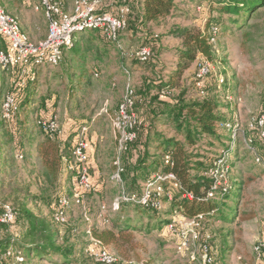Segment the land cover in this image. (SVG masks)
<instances>
[{
    "label": "rangeland",
    "instance_id": "rangeland-1",
    "mask_svg": "<svg viewBox=\"0 0 264 264\" xmlns=\"http://www.w3.org/2000/svg\"><path fill=\"white\" fill-rule=\"evenodd\" d=\"M65 1L72 4L75 0ZM27 2L28 5L21 0H0V6L7 14L16 18L19 25L22 18L31 23L32 13H35L40 18L36 20V26L42 28L45 25L43 19L32 11L38 0ZM122 3L128 4L132 9L129 19L131 28L120 36L122 50L107 45L103 47L106 50L103 57L89 63V68L98 70V76L92 77V85L84 91L70 92L66 85L67 73L64 71L69 70V59L65 55L62 66L39 71L35 81L36 91L33 93L32 108L35 110H22L18 117L6 124L10 131L16 129V133L18 128L21 129L18 137L23 139L26 135H32L35 139L42 133L35 121L54 116L59 127L56 136L67 155L75 145L80 130L85 127V139L89 145H95L97 152L99 174L98 177L95 176L94 192L86 195L84 205L70 204L66 210L65 223L53 224L51 216L57 197L64 194L70 198L72 195L70 175L64 171L63 166L51 195H41V168L35 157L34 144L24 143L23 150L27 159H20L11 178L4 181L0 199L14 208L19 203H25L35 215L48 220L58 231L60 243L62 238L67 239L65 245H70L75 251L74 264H98L84 252L91 244L92 236L86 233L88 229H91V233L93 230H113L118 233L127 229L124 235L128 237V241H120L117 250L111 246L106 247L117 264H200L197 252L199 243H191L187 250L177 252L180 242L184 238L189 239L186 229H190V226L185 227V224H189L190 219L179 214L168 217L167 205L162 204L159 209L162 212L158 211L159 213L142 210L134 204H122L118 209L120 213L111 211L112 203L122 191L131 194L129 196L140 195L138 184L133 190H128L125 184L130 182L135 162L130 153L121 155L125 191L119 189L112 180L116 144L111 119L127 83L135 90L137 113L148 127L136 131L137 146H140L138 143L143 141L142 137L148 129L167 137L175 136L172 127L155 122L152 118V113L163 108L160 106L161 102L177 105L179 100L187 104L212 100L217 103L218 113L223 121L233 125L232 132L229 134L219 129V141L208 144L203 140L188 150L192 155L202 157L198 161L209 163L204 176L213 180L216 198L221 200L225 199L223 195L235 196L231 193L237 192L238 182L242 183L243 189L236 206L237 214L232 222L223 224L205 220L201 222L198 231L202 237H209L211 255L216 264H260L254 260L251 249L264 238V170L254 162L244 140L251 139L259 154L264 155V147L257 132L248 128L252 117L264 113V5L244 19L245 14L237 18L219 13L214 9L217 0H173L174 8L169 16L142 24L139 18L140 0H113L105 10L114 14ZM212 24L219 25L221 32L216 35L212 46L211 73L200 81L199 87L195 74L204 58L198 56L183 73L178 85L167 90V95L158 96L159 90L156 87L159 81L165 84L167 75L173 72L175 51L181 45L180 40L171 33L172 30L177 27H194L208 33ZM142 46L151 50L149 64L139 63L130 57V51ZM17 73L15 69L0 71V103L15 86H21L26 80L30 81ZM54 74L58 77H54ZM60 74L64 79L62 82L59 80ZM15 95L17 96L16 93ZM154 97L158 100L153 101ZM38 103L40 105L37 109ZM157 116L159 115H155ZM23 134L25 136L22 137ZM153 146L154 144L145 146L146 152L158 155L159 152ZM225 147L227 148L224 149ZM219 160L222 161L221 164L217 163ZM234 184L236 187L232 188ZM229 205L234 206L233 200ZM85 215L90 217V224L83 220ZM100 215H103V220L99 219ZM170 223L175 226L179 236L167 229ZM23 228V223L18 221L9 225L7 232L17 237L23 232ZM32 264H59V261L53 258L52 262L34 261Z\"/></svg>",
    "mask_w": 264,
    "mask_h": 264
},
{
    "label": "trees",
    "instance_id": "trees-1",
    "mask_svg": "<svg viewBox=\"0 0 264 264\" xmlns=\"http://www.w3.org/2000/svg\"><path fill=\"white\" fill-rule=\"evenodd\" d=\"M112 2L113 0H111L109 4ZM122 5L128 6L130 10L127 16V30L131 28L129 19L132 9L126 3H122ZM263 5L264 0H217L214 9L229 17L239 18L241 14H245L244 19H247L251 13ZM139 7L140 21L142 24H147L169 16L174 5L173 0H140ZM210 27L216 29V35L220 34L221 28L219 25L212 24L209 28ZM84 33L88 34L85 36L82 35L83 32L80 33L73 42V45L66 50L69 62H74L77 65L76 67L69 68L66 72V85L69 86L71 93L77 90L84 91L92 85L93 71L97 74L98 70L89 68V63L103 57L104 53H106L103 47L110 44L105 41L98 32L88 31ZM171 33L180 40L181 45L175 51L176 59L173 72L167 75L168 80L165 84L159 81L156 87V90H159L157 92L158 96H160L162 90H171L175 88L183 73L191 67L198 56L209 61L212 60L213 43L211 40L213 39L215 41L216 35L213 37L209 32L204 33L194 27H177L172 30ZM62 62L61 60L60 63ZM150 62L151 61L148 60L146 63L149 64ZM39 71L40 70L35 71L32 74V80H26L21 86H15L12 89L11 93H16L19 100L18 112L15 118L19 116L22 110H35L32 108L34 102L33 93L36 91L35 81ZM54 77L58 76L54 74ZM59 80L60 82H62V80L64 81L61 74L59 75ZM134 95L135 111L138 112L135 90ZM152 100L157 101L158 98L154 97ZM39 105L40 103H38L37 109ZM160 106L163 108L157 113H152V118L155 122L157 121L163 125L172 127L175 136L167 137L160 133L150 132L148 129L142 137L143 141L140 142L141 140L139 139L140 141L138 144L140 146H137L136 138L130 145L132 149H130L129 146L126 152L130 153L135 161L130 182H123V180H125L123 171L121 174L122 185L124 186L125 183L128 190H133L132 188L138 184L137 186L140 190L138 194H141L142 190L140 187L153 174H172L176 179L179 189L172 194L171 201L167 202L163 197L160 199L163 205H167L168 217L179 214L187 219H193L200 215L203 217L204 221L214 220L216 222H222L223 224L232 222L237 214L236 206L242 194V183L238 182L236 184L237 187L235 184L232 185V188H237L236 193H231L235 194V196L223 195L225 199L219 200L216 198L217 191H214L215 198L207 199L206 193L214 183L213 180L204 176V173L209 169V163L206 164L203 163V161H198L201 160L202 157H199L197 154L192 155L188 150V148L196 147L198 144L202 143L203 140L207 141L208 144H210L209 142L211 141H219L221 138L219 129L229 134L232 132L231 129L224 127L227 122L223 121V117L218 113L219 107L217 103L212 100H203L187 104L179 100L177 105H172L164 101L160 103ZM155 115L159 116L155 117ZM141 119L144 121L143 118ZM6 124L7 123L0 119V190L5 186L4 181L7 180V178H11L13 172L18 168L20 159L22 161L25 157L24 161H26L27 157L23 148L24 143H29V145L34 144L35 157L41 168L40 179L43 184L41 195H51V190L56 186L62 167L64 166L63 158L69 160L73 146L70 149L69 155H67L59 138L56 135L50 136L44 133L37 125V128L42 132L41 134L36 136L35 139L32 135L28 137L23 134L22 137L25 136V138L22 139L18 137L20 132H22L21 129L18 128V133H16V129L15 131H10ZM146 127L147 125H145L144 128ZM151 144H154L153 148L157 153L159 152L158 155L146 152V147ZM226 148L227 147L224 149ZM8 182H6V185H8ZM118 188L121 189L119 186ZM164 189L167 190L166 185ZM123 190L125 191L124 187ZM131 193L133 194V192ZM127 195L131 194L127 193ZM61 197L66 196L60 194L57 197L51 216L53 224H55L53 222V215L58 208V202ZM36 200L37 199H34V201ZM232 200L234 206L229 205V202H232ZM0 201L3 204L10 205L15 211V218L12 223L21 221L24 226L23 232L17 237H13L7 232V227L9 225H0V264H32L34 261L42 262L45 260L52 262L53 258L57 259L59 264H74L75 251L70 245H65L67 239L62 238V242L60 243L59 239L61 237L58 231L54 229L53 225L49 223L48 220L35 215L27 208L25 203H19L17 207L14 208L10 203L4 200L0 199ZM123 204L129 205L130 203ZM135 206L145 211L154 213L162 212L152 207ZM118 211L119 210L116 212ZM118 213H120V211ZM126 230L127 229L118 231V233H115L113 230H103L100 232L93 230L91 234L92 237L103 246H111L117 250L120 241H128V237L124 235ZM74 232H76L75 229ZM18 258H21V261H18Z\"/></svg>",
    "mask_w": 264,
    "mask_h": 264
},
{
    "label": "built area",
    "instance_id": "built-area-1",
    "mask_svg": "<svg viewBox=\"0 0 264 264\" xmlns=\"http://www.w3.org/2000/svg\"><path fill=\"white\" fill-rule=\"evenodd\" d=\"M110 2L111 0H75L71 12L66 13L58 0H38L34 10L36 12L42 11L47 24V33L46 38L36 44L31 43L27 35L21 31L16 18L5 13L0 6V71L15 69L18 71L19 76L32 80V74L35 71L59 66L64 52L73 45L75 36L82 32H98L105 41L116 49L122 50L120 36L126 31L127 16L130 10L128 6L122 5L116 9L114 14L109 13L104 9ZM208 32L214 37L217 31L214 27H210ZM211 42L213 43L214 40L212 39ZM130 57L139 63H146L151 57V50L142 46L130 51ZM211 71V61L202 59L195 74L199 87L201 85L200 81L208 76ZM94 77H97L96 73ZM167 94V90L160 92L161 96ZM18 107L19 100L17 96L13 93L6 94L0 105V119L5 123L12 122L18 112ZM35 123L44 133L50 136L56 135L59 129L57 120L51 115L46 119H37ZM111 127L116 144L112 180L122 190L121 174L124 170L121 164V155L125 154L129 146L136 140V131L145 127L144 121L135 111L134 89L129 83L125 85L121 101L112 116ZM224 127L232 129L233 125L226 123ZM248 128L253 132H257L264 147V113L252 117ZM85 132L86 128L83 127L77 136L75 145L72 147L69 160L63 158L64 171L70 175L72 195L70 198L61 197L59 199L58 208L53 215V222L57 225L66 222V210L70 204L84 205L86 195L94 192V184L88 165L89 155ZM252 144L254 143L251 139L244 140V145L253 155L254 162L264 170V155H260ZM217 163L221 164L222 161L219 160ZM165 185L167 190L164 189ZM178 189L179 186L172 174L161 175L156 173L142 185V192L139 197L129 196L122 191L120 196L112 203L110 209L116 212L121 204L130 203L159 210L162 206L160 199L163 197L167 202L171 201V191H177ZM215 189L213 183L206 193L207 199L215 198ZM101 208L104 209V207ZM14 218L15 211L12 207L0 201V225H10ZM99 219L103 220V215H100ZM83 220L86 224L91 222L90 217L86 215ZM203 221V217L198 215L190 219L189 224H185V227L190 226V229L185 228L189 233V239L184 238L176 250L182 252L187 250L186 248L191 243H199L197 252L200 264H216L214 257L211 255L209 237H202L198 231ZM167 229L179 236L175 226L171 223L167 225ZM86 233L92 236L91 229H88ZM84 252L98 264H116L115 258L106 250V247L93 237H91V244ZM251 252L256 262L261 264L264 261V238L253 245ZM18 261H21V258H18Z\"/></svg>",
    "mask_w": 264,
    "mask_h": 264
},
{
    "label": "crops",
    "instance_id": "crops-1",
    "mask_svg": "<svg viewBox=\"0 0 264 264\" xmlns=\"http://www.w3.org/2000/svg\"><path fill=\"white\" fill-rule=\"evenodd\" d=\"M21 1H22V3H24V4L26 3L28 5L27 0H21ZM58 1H60V0H58ZM60 2L62 4V6H63L64 11L66 13H70L71 10H72L73 3L71 4V3H69V2H67L65 0L64 1L61 0ZM35 5H37V4H35ZM34 6H33L32 11L36 12L34 10ZM32 14H34L33 15L34 17L32 16V18H31L32 19L31 20L32 22L31 23L30 22H25L24 21V18L20 19V29H21V31L24 34L27 35V37H28V39H29V41L31 43L36 44V43H39V42L43 41L46 38L47 24H46V21L44 19V16H43L42 11H37L36 14H38L43 19V21L45 23V25H43L42 28H41V26L38 28L36 26V23L35 22H36L37 19H40V18L38 16H36L35 13H32ZM33 25H34V27H33ZM65 55L67 57L66 51L64 52L63 56H65ZM59 66H61V63L59 64ZM76 66L77 65L74 62L73 63L72 62H69V66L67 68L76 67ZM64 71L66 73L67 72V69H64ZM95 71H97V70H95ZM94 73H96V72L93 71V76L92 77H94ZM97 76H98V72H97ZM87 151H88V155H89L88 165H89V170H90V176H91L92 182L94 184V182H95V176L98 177V174H99V171H98L97 165H96V162H97V154L96 153L97 152L95 150V145L92 146V145H89L88 144L87 145ZM94 187H95V184H94Z\"/></svg>",
    "mask_w": 264,
    "mask_h": 264
}]
</instances>
